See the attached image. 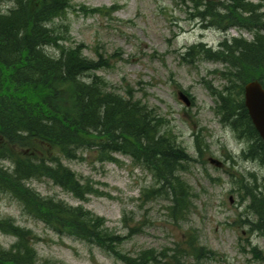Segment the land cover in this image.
Masks as SVG:
<instances>
[{"label":"trees","instance_id":"trees-1","mask_svg":"<svg viewBox=\"0 0 264 264\" xmlns=\"http://www.w3.org/2000/svg\"><path fill=\"white\" fill-rule=\"evenodd\" d=\"M179 1L204 26L251 33L250 39L226 35L215 48L200 41L192 43L181 57L187 63L204 59L222 64L214 70L224 80L221 88L205 82L215 98L216 112L230 127L242 123L256 134L243 104V85L257 79L264 87V0ZM1 2L12 6L0 11V192L13 196L25 213L56 234L97 246L124 264L157 263L159 257L167 258L168 264L180 263L176 253L158 255L153 248L136 255L124 252L121 246L126 235L112 230L103 216L80 203L43 195L27 184L46 178L82 201L90 194L109 195L66 166L63 159L85 161L91 157L97 162H117L119 153L150 173L153 182L141 190L143 199L167 200L166 215L173 222L188 216L194 192L181 173L192 157L158 109L135 98L129 89L121 92L117 84L97 73L113 66L118 50L110 55L96 50L97 57H89L85 45L70 34L68 9L86 16H111L119 5L89 6L73 0ZM250 132L245 133L247 137H254ZM201 144L196 133L194 146ZM258 199L253 196L250 207L261 221L252 229L262 232L264 206ZM0 231L15 238L7 248L0 245V264H52L39 258L35 242L42 238L32 229L5 216L0 217ZM187 245L196 258L215 254L196 244L192 233ZM251 249L261 258L256 247ZM181 251L186 249L176 250Z\"/></svg>","mask_w":264,"mask_h":264},{"label":"rangeland","instance_id":"rangeland-1","mask_svg":"<svg viewBox=\"0 0 264 264\" xmlns=\"http://www.w3.org/2000/svg\"><path fill=\"white\" fill-rule=\"evenodd\" d=\"M73 1L89 6L119 5L111 16H86L68 9L70 34L73 40L85 45L84 53L89 57L96 58V50L104 55L118 50V60H112L113 66L97 73L117 84L121 92L131 90L135 98L158 109L167 120L176 140L192 157L188 168L181 173L193 189L192 206L185 219L173 222L166 215L167 200L143 199L141 195V190L153 182L150 173L119 153L117 162H97L91 157L85 161L63 159L66 166L81 177H88L93 187L110 196L90 194L82 201L46 178L27 184L43 195H53L73 205L80 203L103 216L112 230L126 235L121 249L130 255L153 248L158 255L162 251L176 253L180 259L178 264H264V233L249 231L247 222L241 221L253 220L254 216L246 211L244 204L237 203L239 196L226 172L237 170L245 174L250 164L228 161L223 168L217 169L207 161L210 155L222 160L224 151L234 155L243 144L220 124L213 112V96L205 86V82H209L221 88L224 80L214 70L222 64L204 59L186 63L180 55L188 45L198 41L215 47L224 32L203 27V21L196 19L192 9L179 0ZM11 6V2H1L0 11ZM228 34L247 39L252 36L234 28L229 29ZM48 50L53 51V48ZM180 90L192 96L193 105L186 106L179 100L177 92ZM189 99L192 101L191 97ZM196 133L200 134V143L207 144L210 152H206L202 144L194 147ZM203 158L206 163L202 166ZM263 173L261 169L258 175ZM5 216L42 238L35 242L37 254L52 264H124L97 246L56 234L25 213L13 196L0 192V217ZM189 233L194 235L196 244L215 254L196 258L187 245ZM14 240L12 235L0 231L3 247L7 248ZM251 246H257L262 258L252 252ZM178 247L186 251L176 252ZM159 259L150 264H168L167 258Z\"/></svg>","mask_w":264,"mask_h":264},{"label":"flooded vegetation","instance_id":"flooded-vegetation-1","mask_svg":"<svg viewBox=\"0 0 264 264\" xmlns=\"http://www.w3.org/2000/svg\"><path fill=\"white\" fill-rule=\"evenodd\" d=\"M243 125L244 124L242 123H238L233 128L224 125V128L229 129L230 133L233 134L236 138L244 139L242 147L238 151L239 155L237 156L236 160L244 161L246 163L248 162L251 168H247L248 171L245 174L242 173V175H238L236 171L229 172L226 170V172L229 175H232L230 177V180L232 185L234 186V189L236 190L234 192L239 196L237 203L244 204L246 211L254 216L253 220L247 218L243 221L247 222L249 226V231H256L252 229V226L258 224L261 221V218L258 214L254 212V209H252L250 206L254 203L252 201L253 196H257L259 198L258 204L264 206V173L262 175H258V172H260L261 169L264 170V143L257 134V132L256 134L251 133V128L246 129L243 127ZM246 132H250L252 135H254V137H247V135L245 134ZM249 157L251 158V160ZM221 158V162H219L218 164L215 163L216 165H218L217 169L223 168L222 165L230 161L225 151L223 152ZM240 179H242L241 182L244 184L243 190H246L247 188L250 189L252 187L254 189L253 192L249 191L247 193H244L243 190H240V183H238Z\"/></svg>","mask_w":264,"mask_h":264},{"label":"water","instance_id":"water-1","mask_svg":"<svg viewBox=\"0 0 264 264\" xmlns=\"http://www.w3.org/2000/svg\"><path fill=\"white\" fill-rule=\"evenodd\" d=\"M264 29V22H263ZM180 98L188 105V98L180 94ZM244 105L253 125L264 142V88L258 80H251L244 85Z\"/></svg>","mask_w":264,"mask_h":264},{"label":"bare ground","instance_id":"bare-ground-1","mask_svg":"<svg viewBox=\"0 0 264 264\" xmlns=\"http://www.w3.org/2000/svg\"><path fill=\"white\" fill-rule=\"evenodd\" d=\"M3 13V12H2ZM258 155V154H257ZM257 155H255V156H257ZM247 156V155H246ZM250 158V157H249ZM256 158V157H255ZM258 158V157H257ZM250 160H251V158H250ZM262 161V160H261ZM259 162V161H258ZM263 162V161H262Z\"/></svg>","mask_w":264,"mask_h":264}]
</instances>
